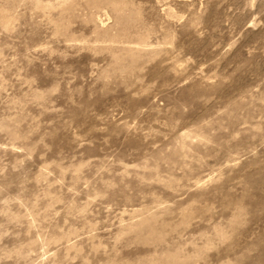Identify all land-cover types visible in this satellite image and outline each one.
<instances>
[{"label":"rangeland","instance_id":"rangeland-1","mask_svg":"<svg viewBox=\"0 0 264 264\" xmlns=\"http://www.w3.org/2000/svg\"><path fill=\"white\" fill-rule=\"evenodd\" d=\"M0 264H264V0H0Z\"/></svg>","mask_w":264,"mask_h":264}]
</instances>
